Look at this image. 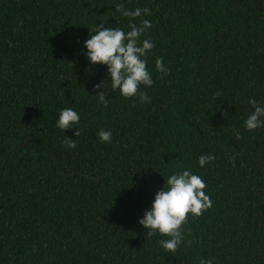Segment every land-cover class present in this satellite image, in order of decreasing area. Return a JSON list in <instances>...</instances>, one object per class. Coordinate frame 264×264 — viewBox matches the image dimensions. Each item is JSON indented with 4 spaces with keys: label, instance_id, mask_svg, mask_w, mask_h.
<instances>
[{
    "label": "trees",
    "instance_id": "1",
    "mask_svg": "<svg viewBox=\"0 0 264 264\" xmlns=\"http://www.w3.org/2000/svg\"><path fill=\"white\" fill-rule=\"evenodd\" d=\"M118 4L150 10L134 22L152 24L153 85L139 89L148 103L108 91L104 107L93 86L106 69L82 45L96 23L127 30ZM250 99L264 104V0H0V264H264V127L245 130ZM65 107L78 136L55 126ZM185 168L212 205L166 252L138 220Z\"/></svg>",
    "mask_w": 264,
    "mask_h": 264
},
{
    "label": "clouds",
    "instance_id": "2",
    "mask_svg": "<svg viewBox=\"0 0 264 264\" xmlns=\"http://www.w3.org/2000/svg\"><path fill=\"white\" fill-rule=\"evenodd\" d=\"M116 11L130 18L127 30L123 27H107L99 22L92 26L89 38L83 41L82 54L89 64L101 65L106 69V79L93 86L94 96L104 107L108 106V91L118 92L125 99L136 98L141 104H145L150 102V98L139 89L141 86L150 88L153 85L147 67V56L155 45L151 39H142L146 30L152 27L151 22L147 19H140L139 23L134 21L142 13L145 16L151 13L147 7L128 10L122 4L116 5ZM155 69L164 75L168 73L160 57L155 60ZM105 81L110 84V88H105ZM249 104L253 110L244 120V128L254 131L264 127V104L254 99H250ZM80 119L78 111L65 107L58 110L55 126L63 133L76 129L75 136H78ZM234 135L236 139L240 138L238 131L234 130ZM97 137L101 143H111L112 131L99 129ZM64 142L69 149L76 147L74 139L66 137ZM214 158L211 153L201 155L198 166L203 168ZM205 189L203 178L188 168L171 173L163 186L155 192L150 207L144 211L138 223L146 230L147 236L167 237L160 239L158 244L166 252H175L185 239L182 225L187 216L191 214L198 217L212 205ZM200 264H214V258L201 259Z\"/></svg>",
    "mask_w": 264,
    "mask_h": 264
}]
</instances>
